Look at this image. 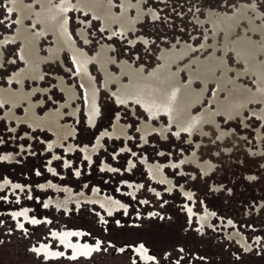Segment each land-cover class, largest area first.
<instances>
[{"label": "rangeland", "instance_id": "obj_1", "mask_svg": "<svg viewBox=\"0 0 264 264\" xmlns=\"http://www.w3.org/2000/svg\"><path fill=\"white\" fill-rule=\"evenodd\" d=\"M13 1L0 0V39L17 33L18 12L12 8ZM26 1L40 10V4L34 0ZM61 1L52 0L53 4ZM102 1L103 6L110 5L115 13L121 12L124 3V0ZM128 1L133 17L139 1L144 11L143 19L136 23V31L128 32V36L118 31L111 35L103 28L99 17L86 14L74 5L67 12L68 30L78 47L77 52L86 51L95 56L100 47H108L110 55L116 59L110 66L116 74H120L118 63L124 59L136 69L143 68L147 75L160 72L163 54L180 51L186 44L193 47L192 52L173 69L180 68L181 82L188 84L190 68L196 72L198 62L206 61L215 51L218 56L223 55L225 34L219 32L214 40L210 14L214 18L236 15L241 6L245 18H241L235 28L224 57L231 70H245V63L236 55L235 43L248 34L245 29L250 30L252 24L264 28V0ZM33 18L29 17L26 24L32 26ZM32 28L36 31L42 27L37 23ZM81 29L87 41L80 36ZM249 34L264 46V34ZM39 41L42 55H48V47L55 46L52 35ZM21 47V41H8L1 47L4 54L0 66L2 88H20V82H11L10 78L26 67V60L20 55ZM61 55L63 64L60 60L43 64L41 82L24 80L26 92L34 87L49 89L37 91L32 97L34 103L43 101V105L32 110L31 103L23 100L13 108L0 93V157H7L0 159V264H264V122L245 109L233 119L219 114L217 122L221 129L207 126L208 135H195L193 143H188L185 133L179 138L172 133H168L167 138L152 134L143 142L139 126L149 119L148 114L140 105L131 110L135 105L132 102L128 106L120 105L105 88L103 71L93 61L88 69L98 88L99 116L91 126L88 117L92 98L90 78L80 77L78 64L81 62L74 59L75 54L66 50ZM261 58L264 61V56ZM219 75L223 77V71ZM59 77L78 91V98L72 104L77 109L76 116L70 107L61 109L67 95L58 85ZM124 80L128 82L127 76ZM245 83L258 90L253 79H245ZM194 85L196 89L202 88L199 80ZM214 85L208 87L202 104L194 107L195 115H201L207 106L216 108L210 105L217 90ZM112 89L116 91L118 87L113 85ZM256 106L263 108L260 105L252 108ZM55 113H58L57 118L53 117ZM118 115L119 122L127 127L129 140L114 134ZM160 121L168 123V118L153 120V124L158 125ZM199 143L200 158H209L216 164L210 175L203 176L191 164H183V171L174 167L173 161L185 162L186 157L196 152ZM142 157L152 163L171 161L164 164L156 179L149 176ZM127 185L130 190L136 188L135 195L129 193ZM111 196L126 208L109 215L98 203L107 207L111 201L107 197ZM56 199L67 200V206L58 208L48 204ZM204 206L216 214L212 225L198 218ZM188 207L193 210L191 217ZM22 210H27L41 223L32 224L20 214L14 217L12 212ZM152 213L158 215L152 216ZM117 220L119 225L115 223ZM64 228L82 230V239L99 243V250L88 257L77 258L70 255L46 258L31 250L41 241L61 248L59 242L49 236L52 229ZM236 230L250 244L248 250L241 247L237 235L231 234ZM140 243L155 260L145 261L131 250ZM122 248L124 251H120Z\"/></svg>", "mask_w": 264, "mask_h": 264}, {"label": "bare ground", "instance_id": "obj_2", "mask_svg": "<svg viewBox=\"0 0 264 264\" xmlns=\"http://www.w3.org/2000/svg\"><path fill=\"white\" fill-rule=\"evenodd\" d=\"M34 1L40 4V10H37L33 3H28L26 0H14L12 2V8L18 12L17 33L16 35H7L4 39L0 40L1 47L8 41L14 43L22 41L24 44L31 43V68L24 67L13 77L20 82L21 88L26 77L31 78V80L36 79L40 81L38 67L43 61L51 60L55 56H60V51L63 46L66 50L75 54L74 59L76 61L81 62V64H78L80 77L82 79L86 77L90 78V87L92 88L90 95L92 98L88 106L89 123H95L99 116L98 88L93 77L90 76L88 69L93 61L97 62L103 71L105 88L109 90L112 95H115L119 102H124L126 105L131 101L134 104L140 103V105L145 107L148 111L151 109L154 111L153 113L149 112L153 117L159 116V112H167L172 119V123L179 126L178 131L175 132L177 136L185 131H188L191 135L196 132H201L199 129L202 128L208 119H211L210 121L212 124H219L216 122V118L219 114L220 116L223 114L228 119L236 118L238 115L243 114L247 106L249 110H252V103L262 104V109L259 108L250 112L254 113L255 116L259 117L261 121L264 122V61L261 58V56H264V46H261L258 41L249 34L254 32L264 34V28L252 24L254 28L252 27L250 30L245 29V33L248 34L235 43L236 55L240 61L242 60L245 63V70H241L240 68L231 70V67L228 66L224 57V53L229 49L235 28L240 22V19L244 17L242 10L243 6L236 11V15L224 14L218 15L217 18H214V16L210 14L209 20L213 27L214 40H216L217 34L220 31L225 34V41L222 46L223 55L222 57L218 56L215 51L212 55L210 54L211 56L206 61H199L198 70L196 72L191 68L189 69V83L186 85L180 83L179 86L176 79L181 74V69L179 68L172 74L171 68L173 65H179V61H182L192 52L191 48L193 47L190 45L183 44L182 50L177 54L175 53L177 52L176 50L164 53L162 56V70L153 74L150 73L151 75H147L143 68L138 69L137 67L136 69L125 59L118 63L121 68L120 74L112 72L110 66L114 65L113 63L116 62V59L110 55L108 47H100L99 52L95 56H90L86 51L77 52L78 47L75 46L74 38L68 30L69 27L67 22V12L73 7V5L78 9L80 8L86 14L89 13L91 16L99 17L102 21L103 28L109 30L111 35H114L116 31H118L120 35L128 36V32L134 33L136 31V23L141 21L144 17L141 1L136 4L137 10L134 17L130 14L128 0H124L120 13H115L110 5L103 6L102 0H76V3L74 4L72 3V0H62L59 4H53L52 0ZM31 16L34 17V24H32V26L40 23L42 27L41 30L36 29L35 31L31 25L26 24V20ZM151 16L153 17L154 13H152ZM40 34H43L41 38L49 35L54 37L55 46H50L48 48L49 53L45 56L41 55L39 51L37 40ZM79 34L85 41H87L83 29L79 30ZM30 35L31 39L29 38ZM145 41L146 40L144 39V42ZM1 57L0 53V62ZM32 62L36 63L35 65L37 68H35V71L32 70ZM220 71H223V77H219ZM124 76H127L128 82L124 81ZM249 77L253 78V81L258 85V90L255 89L256 87L252 88L249 84L247 85L245 83L244 79H249ZM198 78L202 83V89H192L194 86V79H197L198 81ZM210 84H215L214 86L217 87L212 98V103H210V105L214 104L216 108L214 109L212 106H207V113H202L194 118L190 116L192 120L189 122L188 127L185 126L186 123L181 124L180 119L177 118L183 116L181 114L182 101H178V96L172 94V87L176 88L175 93L184 92L185 96L188 94L193 98L196 96L195 100H190L192 103H190L189 106H192L194 104L197 105L202 101ZM59 85H61V82ZM63 85H65L68 95H71L67 96L68 101L66 103L67 105H70L72 99L74 100L78 96V91L75 87L68 88L65 81L63 82ZM113 85L118 87L117 92L112 89ZM190 89H192V91H189ZM14 93L16 94L17 92ZM14 93H3V96L13 99ZM26 94L27 95H25L23 99L29 101L32 105L33 103L30 99V92ZM224 95L226 98H223ZM19 101L20 99L15 100L14 103H19ZM178 106L179 108L177 109ZM147 126V129L149 130L156 129V127L149 126L148 124ZM191 127L193 130L190 129ZM157 130L160 131L159 129ZM194 161L196 162V159H194ZM205 166V164H202V169H204ZM49 237L51 238V236ZM131 250L133 251L132 247ZM70 257H72V254Z\"/></svg>", "mask_w": 264, "mask_h": 264}, {"label": "flooded vegetation", "instance_id": "obj_3", "mask_svg": "<svg viewBox=\"0 0 264 264\" xmlns=\"http://www.w3.org/2000/svg\"><path fill=\"white\" fill-rule=\"evenodd\" d=\"M251 114L254 115V113H252V112H251ZM95 123H89V124L91 126H93V125H95ZM115 132H116V130L114 128V133ZM185 132L187 133V135L189 134L188 131H185ZM116 134H117V132H116ZM189 137L190 136L188 135V137H187L188 138L187 140H189L188 143H193L194 139L190 140ZM142 140H143V142L147 141V139H142ZM200 146H201V143L196 145V147H197L196 152H194L192 154V156L186 157V159H185L186 161L185 162H181L180 163L179 162L180 160L179 161H175V162L173 161L172 163L174 164V167H178V168H180V171H183V164H191V165L195 166L203 176L210 175L216 169V164L212 160H210L209 158L206 159V160H202L200 158V155L198 154V150H199ZM77 150H80V149H77ZM125 152L129 153L130 151L129 150H125ZM143 157L141 158L142 165L148 171L149 176H151L152 178H156V179H158L159 174H161V173H159V169L162 167V170H163V168L165 167L164 164L167 165L171 161L170 160L167 163H160L158 161H154L152 163V162H149L146 159L147 157L146 158H143ZM194 159H196V162L194 161ZM202 164L206 165L204 169H202ZM168 166L172 167L170 165H168ZM162 170H161V172H162ZM133 185L136 186L137 184H133ZM166 185H167V187H169L168 184H166ZM125 186H126V184H125ZM127 187L129 188V190H128L129 193L131 195H135L136 188L133 187L130 190L129 185H127ZM217 188H218V186H217ZM104 197H106V196H104ZM107 198H111V201L108 202L109 205L107 207L104 204H102V203H98V202H96L94 200L93 201L98 203V205H100L101 207H104L107 210L108 213H112L113 211H115L117 209L126 208V206L119 199L115 198L114 196L107 197ZM93 201L91 200V202H93ZM48 204L49 205L50 204H54L58 208H62V207H66L67 206V200H64V201L59 200V199L50 200V201H48ZM121 205H124L125 207H121ZM188 212H189V215L191 217L192 214H193V210H192L191 207H188ZM12 213H13L14 217H16V218L18 217V215L20 213H25V215H22L24 219H29L30 221L32 219L39 220V219H37L35 217L30 216V214L28 213L27 210H22V211H17V212L14 211ZM213 213H214L213 211L209 210L206 206H204V212L202 214H199L198 218H199L200 222H202V223L205 222V223H208L209 225H212V223H211L212 220L214 218H216V214L213 215ZM39 221H41V220H39ZM228 224L231 225L232 224L231 221H228ZM231 234H235V235L238 236V242H239V244L241 245L242 248L247 249V250L249 249L250 244H248V242L246 241L245 237L242 234H240L237 230L233 231ZM83 235H84V232L82 230H79V229H72V228L52 229L50 236H51V238H54L55 240H57L59 242V244L61 245V248L53 247L51 245V242H48V241H46V242L41 241L37 245H35L34 248L40 249L39 254L44 256V257H46V258H55V257L61 256V255H54V253H63V255H66V256L67 255L69 256V255L72 254V258L73 257L77 258V257H80V256L81 257L82 256L83 257H88L94 252V250H92V249H95L98 243L96 244V243H92L90 241H84L82 239ZM73 236H76V239H74ZM138 246H139V244L133 246L132 247L133 251L136 254H138L139 256H141V258L143 260H145V261L149 260V259L145 258L147 256H151L149 254L148 250L146 252L144 250H140L138 252V251H136ZM141 252H143V255H141Z\"/></svg>", "mask_w": 264, "mask_h": 264}, {"label": "crops", "instance_id": "obj_4", "mask_svg": "<svg viewBox=\"0 0 264 264\" xmlns=\"http://www.w3.org/2000/svg\"><path fill=\"white\" fill-rule=\"evenodd\" d=\"M221 32V31H220ZM43 34H40L39 35V37H38V40H37V42H38V46H39V43H40V38H41V36H42ZM29 38L31 39V35L29 36ZM1 40V39H0ZM22 42V41H21ZM54 42V41H53ZM31 43H29V44H24V42H22V47H21V50H20V55H21V57L23 58V59H25L26 60V67L27 68H31V45H30ZM50 47V46H49ZM48 47V48H49ZM0 48H1V46H0ZM191 50H192V48H191ZM39 51H40V48H39ZM64 51H66L65 50V48L62 46V50L60 51V56H55L53 59H51V60H46V61H43L42 63H41V65L38 67V69H39V78H40V81L39 80H37V81H39V82H41L43 79H44V73H43V70H42V66H43V64L44 63H46V62H49V61H58V60H60V62L63 64V59H62V53L64 52ZM173 52V51H172ZM179 51H177V52H175L176 54L178 53ZM0 53H1V62H0V66H2V64H3V57H4V54H3V51H2V48L0 49ZM41 53V52H40ZM42 55V54H41ZM45 56V55H44ZM175 57V56H174ZM186 58V57H185ZM184 58V59H185ZM184 59L182 60V61H184ZM182 61H179V64H180V62H182ZM29 62H30V64H29ZM32 64H33V71H35V68H37V66L35 65L36 63L35 62H32ZM174 66L175 65H173L172 66V68H171V73L173 74L174 72H176L173 68H174ZM20 72V71H19ZM18 74V72L17 73H15L13 76H12V78H10V81L12 82L13 80H16V78H13L14 76H16ZM26 78H29V77H26ZM250 78V77H249ZM31 79V78H30ZM59 79V83L61 82V85H59V87L66 93V95L67 96H71V95H68V93H67V90H66V88H65V85H63V82L65 81L64 80V78L63 77H59L58 78ZM251 79H253V78H251ZM25 80V79H24ZM34 80H36V79H34ZM177 81H178V85L180 86V83L181 84H183L182 82H181V74L179 75V77H177V79H176ZM198 80H199V78H198ZM245 80V79H244ZM125 81V80H124ZM195 81H197V79H194V82ZM194 82H193V85H194ZM244 82V81H243ZM242 82V83H243ZM23 83H24V81H23ZM67 85V84H66ZM183 85H185V84H183ZM67 87L68 88H72V87H74V86H69V85H67ZM113 87V86H112ZM253 88V87H252ZM192 89H196V87H195V85L193 86V88ZM192 89H190L189 91H192ZM202 89V88H201ZM175 90H176V88L175 87H172V94L173 95H176V96H178V101H182V104H181V110H182V112H181V114L183 115V116H179L177 119H180V122H181V124H184V123H186L185 124V126L186 127H188V125H189V122L192 120V118L191 117H197V116H199V115H195V109H194V107H196V106H200L201 104H202V102H203V100L205 99V97H206V94L204 95V97L202 98V101L199 103V104H194V105H192V106H189V104L190 103H192V102H190V100H195V98H196V96L193 98L192 96H190V95H188V94H186V96L184 95V92L183 93H180V92H177V93H175ZM196 90H200V89H196ZM37 91H42V92H46V91H49V89L48 88H41V87H38V88H36V87H34L31 91H29L30 92V99H31V102L33 103L32 105H31V109L32 110H34L35 108H36V106H41V105H43V101H38L37 103L35 102H33V100H32V97H33V95L37 92ZM8 92H10V94H13L14 92H17L16 94L14 93V97H13V99H10L9 97H4L3 96V98L5 99V101H8L12 106H13V108H16L20 103H22L23 102V100H25V99H23V97L25 96V95H27L26 93H28V92H26L25 91V89H24V87H23V85H22V88L20 87L19 88V90H13L12 88H2V87H0V93L3 95V93H8ZM32 92V93H31ZM115 92H117V90L115 91ZM21 93V94H20ZM122 93V92H121ZM207 93V92H206ZM77 94V93H76ZM77 96V95H76ZM114 97H115V95H114ZM77 98H78V96L73 100L72 99V101H71V104L70 105H67L66 103L65 104H61V109L63 108V107H70V109H71V113L74 115V116H76L77 115V109L76 108H74L73 106H72V104H73V102L75 101V100H77ZM192 98V99H191ZM18 99H20V101H19V103H14L15 102V100H18ZM115 99H116V97H115ZM13 100V101H12ZM117 100V99H116ZM68 101V100H67ZM29 102V101H28ZM117 102H119L118 100H117ZM132 102V101H131ZM158 102H160V101H158ZM30 103V102H29ZM156 103V102H155ZM155 103H152V104H155ZM119 104L120 105H126V104H124V102H119ZM151 104V105H152ZM128 105H130V102H129V104ZM128 105H126V106H128ZM136 105H140V103H137V104H135V105H133V107H131V110H133L134 109V106H136ZM213 105V104H212ZM250 105V104H249ZM252 105V107H253V105H262L261 103H257V104H251ZM142 108H143V110L144 111H146V113L148 114V117H149V119L147 120V121H143L142 122V124L139 126V132H140V135H141V138L142 139H147V136H149V135H152V134H156V135H160L162 138H167L168 137V133H172V134H175V132H177L178 131V128H179V126H177V125H175V124H173L172 123V119H171V117L169 116V114L167 113V112H162V113H160L159 112V116H151L150 114H149V112L150 113H153L154 111L151 109L150 111H148L145 107H143L142 105H140ZM185 106H186V108H185ZM179 108V106L177 107V109ZM208 108V107H207ZM207 108L206 109H204L203 110V112L202 113H205L206 111H207ZM246 109H248V106H247V108ZM255 109H258L257 108V106H256V108H253L252 110H255ZM187 110H189V111H187ZM252 110H250V111H252ZM207 113V112H206ZM57 114V115H56ZM60 114V113H59ZM57 116H58V113H55L54 114V116L53 117H55V118H57ZM151 116V117H150ZM191 116V117H190ZM221 116H224L223 114L221 115ZM162 117H167L168 118V123H164V122H159V124L158 125H154L153 124V120H161V118ZM218 117V116H217ZM98 119V118H97ZM211 119H208V121L202 126V128L201 129H199V130H201V132H196L195 134H193V135H191L190 133L188 134L190 137H189V139L190 140H192V139H194L195 137V135H198V136H205V135H208V131H207V126H211V125H215V126H217L218 128L220 127L219 126V124H215V123H211V121H210ZM179 121V120H178ZM216 122H217V118H216ZM175 123V122H174ZM218 123V122H217ZM147 124L149 125V126H153V127H156V129H151V130H149V129H147L148 128V126H147ZM114 128H115V130H116V132H117V134H116V132L114 133L116 136H119V138H125V139H128V137H129V133H128V131H127V127L125 126V125H123L122 123H120L119 122V115H118V117H117V119H116V121H115V124H114ZM157 129H159L160 131H158ZM190 129H192L193 130V128L191 127ZM221 128H219V130H220ZM187 134L186 132H183L182 134ZM176 135V134H175ZM125 136V137H124ZM177 136V135H176ZM178 138L180 137V135L179 136H177ZM148 140V139H147ZM157 170V169H156ZM161 170H162V167L159 169V173H161ZM155 171V170H154ZM26 212V211H25ZM27 213V212H26Z\"/></svg>", "mask_w": 264, "mask_h": 264}, {"label": "snow or ice", "instance_id": "obj_5", "mask_svg": "<svg viewBox=\"0 0 264 264\" xmlns=\"http://www.w3.org/2000/svg\"><path fill=\"white\" fill-rule=\"evenodd\" d=\"M0 159H7V157H0ZM37 174H39V173H37ZM76 175H79V172H77ZM249 179H255V177H250ZM14 187L19 188V187H21V186H20V185H15ZM29 198H30V197H29ZM189 198H191V197H189ZM142 203H147V201H142ZM44 207L46 208L47 205L45 204ZM121 207H125V206H124V205H121ZM189 211H190V210H189ZM126 214H127V213L125 212V215H126ZM20 215H25V213H20ZM109 215H112V214L109 213ZM151 215H152V216H157L158 214H157V213H152ZM213 215H215V213H213ZM160 219L163 220L164 217L161 216ZM31 223H32V224H39V223H41V221L36 220V219H32V220H31ZM115 223H116L117 225H119V224H120V221L117 220V221H115ZM19 227H20V228H24V225H23V224H19ZM31 250H32L33 252H36V253H39V252H40V249H38V248H32ZM92 250H94V251H98V250H99V243L97 244L96 248H95V249H92ZM140 250H144L145 252L147 251V249L145 248V245H144L143 243H140L139 246H138V248L136 249V251H138V252H139ZM120 251H124V249H120ZM180 251L182 252L183 249H180ZM54 255H63V253H54ZM141 255H143V252H141ZM73 258H74V257H73ZM145 258H146V259H149V260H155V256H147V257H145Z\"/></svg>", "mask_w": 264, "mask_h": 264}, {"label": "water", "instance_id": "obj_6", "mask_svg": "<svg viewBox=\"0 0 264 264\" xmlns=\"http://www.w3.org/2000/svg\"><path fill=\"white\" fill-rule=\"evenodd\" d=\"M124 249V248H123Z\"/></svg>", "mask_w": 264, "mask_h": 264}]
</instances>
